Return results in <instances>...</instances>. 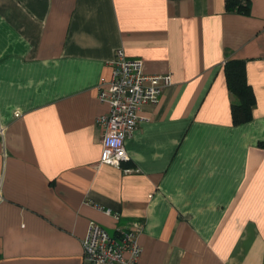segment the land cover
<instances>
[{
	"label": "crops",
	"instance_id": "0c3cea01",
	"mask_svg": "<svg viewBox=\"0 0 264 264\" xmlns=\"http://www.w3.org/2000/svg\"><path fill=\"white\" fill-rule=\"evenodd\" d=\"M246 1L0 0V264H87L91 221L138 226L137 264H264V0ZM120 48L172 78L123 168L98 124ZM230 59L256 96L241 125Z\"/></svg>",
	"mask_w": 264,
	"mask_h": 264
},
{
	"label": "built area",
	"instance_id": "2783aa9c",
	"mask_svg": "<svg viewBox=\"0 0 264 264\" xmlns=\"http://www.w3.org/2000/svg\"><path fill=\"white\" fill-rule=\"evenodd\" d=\"M171 83L169 73L147 74L142 60L130 58L122 48L117 50L111 79L98 85L99 100L109 105V111L98 118L102 133L101 163L123 168V163L130 159L126 141L138 127L140 106L158 104ZM124 171L136 169L124 168ZM107 213L116 220L121 218L119 213H112L110 209ZM139 229L137 226L111 234L91 221L83 240L84 261L87 264H137L142 252L137 241Z\"/></svg>",
	"mask_w": 264,
	"mask_h": 264
},
{
	"label": "trees",
	"instance_id": "16d2710c",
	"mask_svg": "<svg viewBox=\"0 0 264 264\" xmlns=\"http://www.w3.org/2000/svg\"><path fill=\"white\" fill-rule=\"evenodd\" d=\"M240 4L238 0H227V8L249 10L248 1ZM225 74L228 88L237 102L232 104V117L234 125L247 123L253 118V107L256 104V96L247 79L246 63L240 59H230L225 63ZM263 144V143H262Z\"/></svg>",
	"mask_w": 264,
	"mask_h": 264
}]
</instances>
